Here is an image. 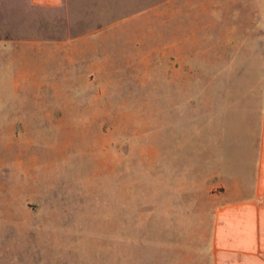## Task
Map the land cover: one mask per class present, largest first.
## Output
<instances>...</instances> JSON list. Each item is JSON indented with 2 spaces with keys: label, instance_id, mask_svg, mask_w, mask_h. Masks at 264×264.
<instances>
[{
  "label": "rangeland",
  "instance_id": "obj_1",
  "mask_svg": "<svg viewBox=\"0 0 264 264\" xmlns=\"http://www.w3.org/2000/svg\"><path fill=\"white\" fill-rule=\"evenodd\" d=\"M244 1L208 29L2 21L0 264H206V203L259 160L264 0L251 22Z\"/></svg>",
  "mask_w": 264,
  "mask_h": 264
},
{
  "label": "crops",
  "instance_id": "obj_2",
  "mask_svg": "<svg viewBox=\"0 0 264 264\" xmlns=\"http://www.w3.org/2000/svg\"><path fill=\"white\" fill-rule=\"evenodd\" d=\"M83 1L0 0V24L12 15H19L21 20L31 14L69 29H120L131 20L149 29H180L191 20L197 27L208 29L235 20L237 14L231 11L236 0H223L218 5L213 0H199L198 7L191 9L181 0H117L118 5H133L136 17L104 10L109 0H85L92 4L90 9H81ZM253 3L244 1L245 20L248 16L250 22ZM261 28L264 30V23ZM256 152L259 160L254 172L251 170L250 185L244 176L228 180L225 191L206 203L212 209L205 215L204 230L196 236L204 245L206 264H264V106Z\"/></svg>",
  "mask_w": 264,
  "mask_h": 264
}]
</instances>
